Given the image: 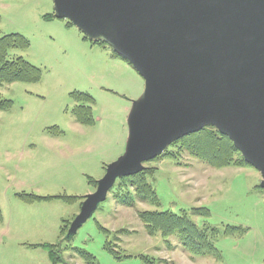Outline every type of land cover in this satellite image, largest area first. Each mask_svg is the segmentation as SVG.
Segmentation results:
<instances>
[{
  "label": "rangeland",
  "instance_id": "374dc122",
  "mask_svg": "<svg viewBox=\"0 0 264 264\" xmlns=\"http://www.w3.org/2000/svg\"><path fill=\"white\" fill-rule=\"evenodd\" d=\"M10 33L25 36L29 47L11 49L8 56H22L40 68L41 77L0 87V95L12 101L0 110V264H51L45 249L29 245L39 242L59 243L66 264H85L70 247L88 250L100 264H139L143 254L161 264H264L260 172L250 164L212 167L171 144L159 158L143 163L153 168L149 181L155 201L134 197L130 189L133 205L121 204L114 196L118 177L75 234L61 237L62 219H69L70 226L85 196L95 190L92 181L126 153L128 116L142 95L144 79L110 46L84 39L67 19L55 17L52 0H0V37ZM73 92L92 98L91 124L74 120L72 108L88 102L75 101ZM20 193L84 199L81 204L61 199L29 203ZM199 206L209 214L191 218L198 226L218 227L214 245L220 257L191 255L175 237L168 244L160 233L149 235L137 214L146 209L180 213ZM96 221L110 231V238L118 229L126 230L111 241L126 257L117 258L103 247L107 237ZM226 225L243 230L226 235Z\"/></svg>",
  "mask_w": 264,
  "mask_h": 264
},
{
  "label": "water",
  "instance_id": "95a60500",
  "mask_svg": "<svg viewBox=\"0 0 264 264\" xmlns=\"http://www.w3.org/2000/svg\"><path fill=\"white\" fill-rule=\"evenodd\" d=\"M52 1L55 17L106 43L144 79L128 116L127 151L106 166L67 236L118 177L208 125L229 137L264 188V0Z\"/></svg>",
  "mask_w": 264,
  "mask_h": 264
},
{
  "label": "trees",
  "instance_id": "16d2710c",
  "mask_svg": "<svg viewBox=\"0 0 264 264\" xmlns=\"http://www.w3.org/2000/svg\"><path fill=\"white\" fill-rule=\"evenodd\" d=\"M69 26L71 22L67 20ZM84 39L90 40L86 36ZM108 46L103 41H97ZM29 47L28 39L19 33L5 34L0 37V87L5 84H9L15 81L34 83L39 81L41 77L40 68L31 64L25 60L22 56L9 57V51L11 49H27ZM114 56L120 57L116 52L112 51ZM122 58V57H120ZM123 59V58H122ZM71 97L75 101H87V104H78L71 110V114L74 120L82 125H89L93 120L91 112L92 98L86 94L73 92ZM11 100L3 98L0 95V110L6 109L11 106ZM57 128V127H56ZM57 133H61V130L57 128ZM170 147H175L179 150H185L196 158L202 160L206 164L220 168L224 166H244L248 163L244 160L241 152L234 146L233 142L227 135L221 134L216 127L208 125L202 129L185 135L176 141L172 142ZM164 155H170L168 152ZM155 157L154 159L159 158ZM153 160V159H151ZM150 160V161H151ZM146 163V162H145ZM249 165V164H248ZM154 174L153 168L146 167L143 170L128 175L119 177L117 182V191L114 192V196L121 204L131 206L134 199L129 196V190L132 189L134 197L142 200L155 201L156 192L152 183L149 181V177ZM96 188L97 181L93 180ZM18 197L25 202L35 201H47L52 199H61L65 203L71 204L76 200L84 199L83 196H66V195H37L20 193ZM138 217L142 221L146 232L149 235L160 233L164 241L168 244L169 237H175L181 246L191 255L199 256H214L220 257L219 250L214 245V240L219 232L218 227L203 224L198 226L193 220L192 216H204L209 214V209L204 206L193 207L187 210H182L180 213L173 212L171 210H141L138 211ZM2 214L0 212V220ZM72 219V218H71ZM69 219H62V224L59 229L61 237H66ZM98 227L106 235V240L103 247L111 252L115 257H126L125 254H120L111 241L118 240L119 233L125 232V229H118L114 235L110 238L108 229L103 227L100 222L96 221ZM243 230L242 227L224 226L223 233L228 235L235 231ZM110 238V239H109ZM32 246H39L45 249L51 264H66L62 258V248L59 243L43 242L38 244H32ZM70 249L77 254L85 264H100L96 257L88 250L80 247H73ZM139 264H161V260L154 259L147 255H139Z\"/></svg>",
  "mask_w": 264,
  "mask_h": 264
},
{
  "label": "crops",
  "instance_id": "0c3cea01",
  "mask_svg": "<svg viewBox=\"0 0 264 264\" xmlns=\"http://www.w3.org/2000/svg\"><path fill=\"white\" fill-rule=\"evenodd\" d=\"M39 243H43V242H39ZM36 244H38V243H36ZM30 246H32V244H29ZM48 256V255H47Z\"/></svg>",
  "mask_w": 264,
  "mask_h": 264
}]
</instances>
